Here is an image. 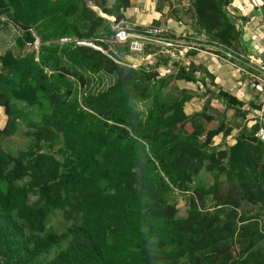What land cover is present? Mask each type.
I'll return each instance as SVG.
<instances>
[{"label":"trees","instance_id":"16d2710c","mask_svg":"<svg viewBox=\"0 0 264 264\" xmlns=\"http://www.w3.org/2000/svg\"><path fill=\"white\" fill-rule=\"evenodd\" d=\"M153 1L186 27L163 37L197 42L187 61L146 43L138 53L155 61L141 63L128 41L115 44L113 57L140 63L132 68L76 44L112 35L100 13L125 20L132 0H0V34H11L0 141L27 137L17 150L0 144V264H264L260 123L195 57L209 50L259 72L232 0ZM195 98L200 108L187 111Z\"/></svg>","mask_w":264,"mask_h":264},{"label":"crops","instance_id":"0c3cea01","mask_svg":"<svg viewBox=\"0 0 264 264\" xmlns=\"http://www.w3.org/2000/svg\"><path fill=\"white\" fill-rule=\"evenodd\" d=\"M138 1L139 0L135 2L134 0H132V12H135L134 10L138 8V12L143 11V14L141 16L143 17L144 28L148 29L151 26L152 20L158 19L159 21H161V25L165 26L166 29L171 32H176L179 30L186 32V27L182 23H178L176 28H173L171 23H164L165 16L162 12H159L155 9V2L153 0H143L142 8H140L141 5H139ZM228 9L236 19V22H238L241 27V39L244 47H246L245 49L247 50V57L250 61V64H253L252 66L259 69V72L254 74L258 77L259 80H263L264 78L259 77H264V70L260 68V64L264 65V0H232ZM132 12L130 10V13L129 11H126L124 13L126 14L125 20H121V24L126 21L127 17L130 18V16L135 14L133 13L131 15ZM152 12H154V15H151ZM100 14L104 17H107L108 19H111V17H113L106 16L103 13ZM127 14L130 15L128 16ZM163 17L164 19L161 20V18ZM179 24H181V26H179ZM188 34L193 37L194 31L187 28L186 35L188 36ZM185 42L190 45H197V42L194 39L185 40ZM195 57L199 62H202L206 66L209 74H212L215 77V83H217L222 88V90L226 91V93L230 96V100L232 102H239V106L243 108L249 107V109L253 113L251 115H256V112L261 109L260 106L262 107L263 105L262 96L264 94V85L260 84L256 79V81H254V84L257 88H255V90L247 92L242 84L239 85L241 81L240 75H243L247 72L242 67L204 49L198 50ZM257 84H259V86H256ZM194 101L195 103H200L196 98L194 99ZM197 109L198 108L195 107V110ZM189 111H191V109ZM216 137H218L219 140L221 138L220 135ZM226 141L228 143H232L233 138L228 136ZM216 144H218V142L214 143V145Z\"/></svg>","mask_w":264,"mask_h":264},{"label":"built area","instance_id":"2783aa9c","mask_svg":"<svg viewBox=\"0 0 264 264\" xmlns=\"http://www.w3.org/2000/svg\"><path fill=\"white\" fill-rule=\"evenodd\" d=\"M162 24V23H161ZM115 32L110 36H99L94 39H81L76 40V44L91 47L97 51H100L109 57L113 58L116 62L123 63L132 68H137L140 63L122 59H116L113 57L116 54L114 49V45L122 42H129V48L133 52L142 51L144 45L146 43H154L157 45H161L164 49V53H169L173 59H179L184 57L185 52L191 48L189 45H181L180 41L171 38H165L161 34L167 31L166 27L160 25L158 27L150 26L148 29H145L143 33L137 34L134 32H130V27L126 24L121 25L114 24ZM61 41H70L71 38L65 37L61 38ZM31 48L37 50L39 46V39L36 38L32 45H29ZM153 54H147L142 57L144 63L152 64L155 61ZM180 56V57H179ZM264 85V79H263ZM263 105L261 107V112L264 110V94L262 96ZM256 114L257 120L260 123L259 128L255 132V137L262 140L264 142V113ZM264 112V111H263Z\"/></svg>","mask_w":264,"mask_h":264},{"label":"rangeland","instance_id":"374dc122","mask_svg":"<svg viewBox=\"0 0 264 264\" xmlns=\"http://www.w3.org/2000/svg\"><path fill=\"white\" fill-rule=\"evenodd\" d=\"M134 1L136 2L137 0H134ZM138 3H139V5H141L140 8H142V6H143V0H139ZM90 4H91V2L88 3V9H92V10L96 11L97 13H100L99 9L96 6H91ZM138 9L134 10L135 12H132V10H131V12H132L131 15L133 13H135V14L132 15V16H130V18L127 17L126 18V21H125L126 23L124 22V24L128 25L130 27V30H133V31H135L134 29H135V27L137 25L138 26L141 25L140 27H143V17L141 16L143 14V11L140 10L141 12H138ZM129 13H130V10H129ZM124 15H126V14H124ZM127 15L129 16L130 14H127ZM151 15H154V12H152ZM113 19H114V17H111V20L112 21H113ZM163 19H164V17L161 18V20H163ZM165 20H164V23H171V22H169L168 19L165 18ZM139 23H142V24H139ZM174 26H177V24L174 25ZM179 26H181V24H179ZM11 30L12 31H15L14 27H11ZM181 31L182 30H179V31H176L175 33L176 34H179ZM10 38H11V34L9 32H7V31H3L0 34V53H2L3 49L7 45L6 44L7 41H10ZM200 38H203V36L200 37ZM176 40L177 41H180L181 43H186L185 42V39H176ZM135 54L140 57V55H139L138 52H136ZM139 57H137V58H139ZM181 58H184V60L187 61L186 56L181 57ZM140 61H141V63H143V60H141V57H140ZM259 61H260V59H259ZM260 65H261L260 68L262 70H264V65H262V64H260ZM247 72H246L247 73V76L244 77L243 78V81H240V83H239V85L240 84L243 85V87L245 88V90L247 92H250L252 90H255V88H257V87H255V84H254V81H256V79L259 81L260 84L263 85V80H261V79L259 80L258 77L254 74V72H250V71H247ZM259 78H264V77H259ZM177 83L180 86H185V87H188V88L193 89V90L197 89L195 91H198V88H196V84H193V83H190V82H184V81H178ZM256 86H259V84H257ZM199 87H200L199 91L202 92L203 91L202 89H204L203 86L202 85H199ZM192 103L191 104L189 103V105H187V111H189L190 109L191 110L192 109H195V107L199 109V107H200L199 105H201V102L200 103H195L194 100H193ZM212 106L218 108V107L221 106V104L219 102H217V101H213L212 102ZM263 111L261 112V109H260V110H258L256 112V114L258 115L260 112L261 113H264ZM251 114H253V113L251 112L250 113V116H251ZM5 121H6V115L4 114L3 109L0 108V127H3L4 126ZM252 121L253 120H249V123L251 124ZM26 140H27V137L25 135H23L21 132H17V133H15V134H13V135H11L9 137H6L4 140L0 141V144H2V146L4 148L8 149V150H17L19 148L24 147ZM220 141H221V138L219 140L218 137H215L213 139V144L216 143V142L219 143ZM176 199H177L178 204H181L183 202L180 197L179 198H176Z\"/></svg>","mask_w":264,"mask_h":264},{"label":"water","instance_id":"95a60500","mask_svg":"<svg viewBox=\"0 0 264 264\" xmlns=\"http://www.w3.org/2000/svg\"><path fill=\"white\" fill-rule=\"evenodd\" d=\"M113 22H114V24H119L121 22L120 16H115L114 19H113ZM213 47L217 48V46H215V45H213ZM226 54L231 56V54L228 53V52H226Z\"/></svg>","mask_w":264,"mask_h":264}]
</instances>
